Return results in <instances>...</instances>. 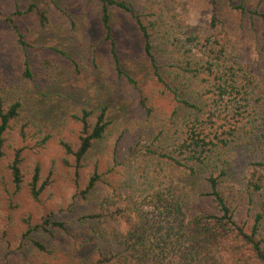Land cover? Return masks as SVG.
Listing matches in <instances>:
<instances>
[{
    "label": "rangeland",
    "instance_id": "obj_1",
    "mask_svg": "<svg viewBox=\"0 0 264 264\" xmlns=\"http://www.w3.org/2000/svg\"><path fill=\"white\" fill-rule=\"evenodd\" d=\"M140 1L148 8L146 14L159 13L155 49L165 46L174 59L186 57L195 63L201 59L194 48L181 55L191 48L189 44L171 49L168 45L176 43L177 38L200 36L216 16L218 31L228 49L225 66L234 71L247 93L243 121L249 125L214 155L218 162L229 164L230 182H240L248 175L250 164L264 158V148L250 136L264 114V0ZM34 2L46 3L47 25L42 26L33 13L15 15L29 6V0H0V94L6 105H22L0 147V264H96L99 242L91 237L88 225L82 224L80 218L94 209L95 199L104 195L107 183L138 192L169 180L183 183L189 193L195 188V181L185 179L168 160L149 153L167 152L176 137L174 130L182 126L179 115L184 110L171 94H160L161 86L151 80L152 69L132 19L111 12L122 70L147 97L152 107L149 117L143 115L139 93L111 66L108 45L102 41L99 2ZM5 16L14 18L16 29ZM25 61L29 63L30 77L25 75ZM204 89V82L192 77L182 80L179 86L191 101L200 98ZM201 98L204 99L198 103L205 104V97ZM101 108L106 109L108 133L77 169L74 157L65 152L61 142L77 144L79 123L74 115L82 109ZM38 131L41 139L47 138L42 146L37 145ZM120 132H126L129 144L140 140L138 152L124 167H117V173L108 174L110 148ZM120 143L123 146L126 141ZM16 151L20 152L24 177L19 190L8 169ZM37 164L41 181H47V186L35 200L28 184ZM95 165L101 181L94 197L85 200L80 192ZM48 218L59 221L62 228L45 224ZM34 241L44 245V250L38 249Z\"/></svg>",
    "mask_w": 264,
    "mask_h": 264
},
{
    "label": "trees",
    "instance_id": "obj_2",
    "mask_svg": "<svg viewBox=\"0 0 264 264\" xmlns=\"http://www.w3.org/2000/svg\"><path fill=\"white\" fill-rule=\"evenodd\" d=\"M96 1L100 5L102 41L108 45L111 66L139 93L143 115L149 117L152 107L136 81L122 70L112 33V11L133 20L142 40L144 56L152 69L151 80L161 86L160 94H171L173 101L184 110L179 115L182 126L174 130L176 137L167 152L153 150L149 153L168 160L185 179L196 184L189 193L183 183L174 180L146 192L107 183L104 195L95 199L94 209L80 218L82 224L88 225L91 237L99 242L96 264H264V158L252 162L248 175L240 182L231 183L229 164L218 162L214 155L249 125L243 121L247 93L234 71L225 66L228 49L222 42L216 16H212L210 26L200 36L177 38L176 43H167L170 49L191 45L181 55L194 48L201 57L195 63L186 57L174 59L165 46L158 45L155 49L154 30L159 23V13L146 14L148 8H144L140 0ZM29 2L23 12L15 15L33 13L42 26L47 25L46 3ZM5 20L17 28L12 16H5ZM25 75L30 77L28 61H25ZM190 77L204 82L205 89L200 95L205 97V104L198 103L204 99L201 96L191 101L179 90L182 80ZM21 107L19 102L6 105L0 94V147L4 134L19 117ZM73 117L79 123L77 144L72 146L63 141L61 144L65 152L74 157V167L79 169L94 146L105 139L109 121L105 108L82 109ZM37 133V145L42 146L47 138L41 139V132ZM250 136L257 146L264 148V114ZM125 137L126 132L118 133L117 141L110 148L108 174L117 173L116 168L124 167L138 152L140 140L129 144ZM120 140L126 144L122 146ZM20 165V152L16 151L8 167L16 190L24 183ZM100 181L101 174L95 165L80 192L82 198L92 199ZM28 185L32 198L38 200L47 186V181H41L38 164ZM45 224L62 228L59 221L49 218ZM33 244L44 250L41 243L34 241Z\"/></svg>",
    "mask_w": 264,
    "mask_h": 264
}]
</instances>
